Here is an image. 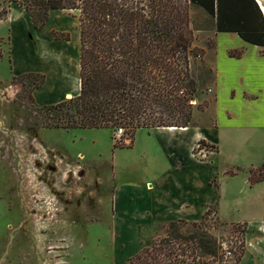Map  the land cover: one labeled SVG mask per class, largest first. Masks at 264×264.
<instances>
[{
	"label": "rangeland",
	"instance_id": "rangeland-1",
	"mask_svg": "<svg viewBox=\"0 0 264 264\" xmlns=\"http://www.w3.org/2000/svg\"><path fill=\"white\" fill-rule=\"evenodd\" d=\"M191 14L198 29L195 46L203 53L191 62L198 92L191 102L194 115L190 127H203L214 122V95L210 89L213 70L207 54L215 47L217 31L202 10L194 8ZM17 24L28 29L27 48L36 65L37 60L52 57L57 61L58 73L67 68L75 70L80 54V42L76 44L77 36L80 41L78 13L52 11L47 25L36 30L21 7L0 0V264H127L166 238L170 224L179 221H156L143 227L147 223H140V229L134 230L129 229L131 226L120 228L115 221L116 193L125 188V180H142V169L146 167L142 155L153 152L154 143L146 134H139L135 148L127 151L122 148L128 147L135 136L125 127L92 130L48 127L50 120L45 108L69 100L68 95L77 97L80 82L74 79V85L68 87L67 76L74 78L68 72L49 88L50 95L65 96L48 99L41 93L49 72L35 70L14 75L13 32ZM23 30L26 34V29ZM36 65L33 67L37 68ZM79 71L80 66L78 76ZM43 78V84L35 88ZM120 128L124 136L118 140ZM207 146L210 153L204 158L191 154L193 162L211 166L216 150ZM182 162V167H193L187 158ZM260 168L228 169L227 173L249 174L248 171L257 170L256 177H261ZM218 178L214 176L211 184L218 185ZM236 184L241 191L243 184ZM253 195L256 199L264 197L260 192ZM140 199L143 208L152 207L154 199L145 196ZM209 210L206 226L200 228L193 224L201 223L202 217L180 218L186 221L180 224L181 233L203 230L208 238L219 241L223 251L236 252L240 232L234 230L233 224L247 223L249 248L244 264H250L257 251L256 229L264 223V210L231 204L219 208V212L216 206ZM226 256L233 257L229 253Z\"/></svg>",
	"mask_w": 264,
	"mask_h": 264
},
{
	"label": "trees",
	"instance_id": "trees-1",
	"mask_svg": "<svg viewBox=\"0 0 264 264\" xmlns=\"http://www.w3.org/2000/svg\"><path fill=\"white\" fill-rule=\"evenodd\" d=\"M8 1L30 16L36 30L47 25L52 11L78 13L80 94L45 108L51 128L125 127L135 136L139 129L190 127L191 102L198 92L191 62L203 53L195 46L194 8L208 16L217 32L237 33L264 48V15L256 0ZM43 82L44 78L35 88ZM259 170L261 177H256L257 170L249 171L251 185L264 181V165ZM210 212L193 225L204 226ZM183 223L172 222L166 238L127 264H241L247 223L233 224L240 232L236 252L223 251L203 230L181 233Z\"/></svg>",
	"mask_w": 264,
	"mask_h": 264
},
{
	"label": "crops",
	"instance_id": "crops-1",
	"mask_svg": "<svg viewBox=\"0 0 264 264\" xmlns=\"http://www.w3.org/2000/svg\"><path fill=\"white\" fill-rule=\"evenodd\" d=\"M259 1L264 7V0ZM262 13L264 15V11ZM22 26L15 25L13 32V74L22 75L35 70L49 72L41 95L48 99L65 96L60 93L50 95L49 88L68 72L80 82V71L77 75L80 54L75 70L67 68L58 73L57 61L52 57L37 60L38 67L34 68L35 61L27 48L29 32L23 26L25 34ZM79 42L77 36L76 44ZM207 58L211 60L213 70L210 89L214 95V122L203 127L137 131L132 143L122 150L134 149L138 135L146 134L154 143V151L142 155L146 166L142 169V180H125V188L116 193L115 221L120 228L131 226L129 229L134 230L136 227L140 229V223H147L142 224L143 227L151 222L187 217L197 220L203 218L212 206H216L219 212V208L227 204L264 210V197L256 199L253 195L259 192L264 195V182L251 185L248 173L234 176L227 173L228 169L247 170L264 165V48L247 43L237 33L216 32L215 47ZM201 141L216 150L211 166L192 160V150ZM185 158L192 162V168L182 167ZM214 176H219L218 185L211 184ZM236 183L243 184L241 191L236 189ZM142 196L154 199L152 207L143 208ZM242 196L250 199L243 201ZM255 239L257 251L249 263L264 264V223L256 229ZM248 248L246 246L241 264L247 259Z\"/></svg>",
	"mask_w": 264,
	"mask_h": 264
},
{
	"label": "built area",
	"instance_id": "built-area-1",
	"mask_svg": "<svg viewBox=\"0 0 264 264\" xmlns=\"http://www.w3.org/2000/svg\"><path fill=\"white\" fill-rule=\"evenodd\" d=\"M256 1H257L258 5H259L260 9H261L262 11H264V7H263V5H262V2L259 1V0H256ZM123 131H124L123 128H120L119 131L117 132L116 135H117V139H118V140H121V139L123 138V136H124V132H123ZM208 149H209L208 146H206V145H202L201 142H198V143L195 145V147L193 148V150H192V156L195 158V156L198 155V156L204 158V157L207 156V154L210 153ZM194 153H195V154H194Z\"/></svg>",
	"mask_w": 264,
	"mask_h": 264
},
{
	"label": "bare ground",
	"instance_id": "bare-ground-1",
	"mask_svg": "<svg viewBox=\"0 0 264 264\" xmlns=\"http://www.w3.org/2000/svg\"><path fill=\"white\" fill-rule=\"evenodd\" d=\"M73 85H74V78L72 76H67V86L72 87ZM78 88H79V85H78ZM70 96L71 95H68V97H70ZM148 186H149V188H151L150 185H148Z\"/></svg>",
	"mask_w": 264,
	"mask_h": 264
},
{
	"label": "water",
	"instance_id": "water-1",
	"mask_svg": "<svg viewBox=\"0 0 264 264\" xmlns=\"http://www.w3.org/2000/svg\"><path fill=\"white\" fill-rule=\"evenodd\" d=\"M72 99V98H71Z\"/></svg>",
	"mask_w": 264,
	"mask_h": 264
}]
</instances>
